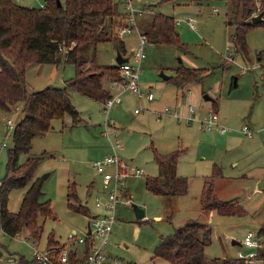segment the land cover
Here are the masks:
<instances>
[{"label":"rangeland","instance_id":"374dc122","mask_svg":"<svg viewBox=\"0 0 264 264\" xmlns=\"http://www.w3.org/2000/svg\"><path fill=\"white\" fill-rule=\"evenodd\" d=\"M27 7H39L43 0H14ZM232 0H138L151 17L163 14L171 19L195 18L197 30L184 23L175 24L179 41L185 48L170 44L147 43L141 63L139 83L144 93L152 92L154 99L138 97L132 91L121 93V103L109 111L111 121L116 124L118 139L122 145L119 154L128 162L129 169L141 168L143 175L126 179L128 194L123 193V204L116 209L108 244L104 250L109 256L107 264H169L162 258H152L154 246L160 238L188 222H200L209 227L211 235L205 245V264H222L221 259L235 257L240 243L249 231H259L264 222V135L248 138L239 132L243 124L251 128L264 127V26H253L245 34L246 57L235 47L231 36L233 23L240 19L232 14ZM257 12L263 6L255 1ZM146 17V18H149ZM226 20L232 24L227 25ZM146 21L144 24L149 22ZM148 24L146 29H148ZM117 31L114 29V34ZM124 40L126 55L136 46L134 34ZM96 61L111 65L117 53L114 41L96 44ZM93 47L86 49L91 55ZM179 65L193 67L203 74L200 81L192 82L185 90L184 102L181 91L171 80L159 74L176 76ZM37 64L25 74L28 92L41 90L50 85L63 87L66 79L75 74L70 63L58 66L49 64L37 71ZM116 72L106 71L102 78L105 88ZM235 82V86L233 85ZM74 109L80 112L81 120L73 124L66 115L64 125L53 121L52 128L44 135L32 139L31 149L21 153L19 163L39 157L35 178H42V196L47 200L52 216L42 220L43 230L38 248H75L79 257L83 244H74L71 234L83 236L87 229V216L102 215L104 210L96 206V199L103 196L101 176L91 166L92 161L103 154L102 123L105 117L102 103L96 102L76 91H69ZM215 99L204 101L203 95ZM188 104L195 105V118L187 123L173 117L174 113H187ZM169 109L165 112V109ZM215 109L218 120L231 130L224 135L215 130L205 131L201 127L209 109ZM23 116L22 111L0 110V180L4 177L7 150L12 148L13 126ZM12 127L6 125L7 120ZM114 126V125H113ZM101 131V132H100ZM233 137V138H232ZM232 138V140L230 139ZM180 151L176 169L187 177V192L180 196H160L147 190L145 182L159 175L154 152L160 154ZM220 169L214 177V191L218 199L227 205H240L243 213L221 215L216 210L204 212L198 200L203 178L211 176L212 165ZM262 169V173L260 171ZM43 175H47L43 178ZM204 178V179H205ZM77 190L78 201L88 207L83 215L68 208L69 186ZM91 185H93L91 187ZM27 186L12 189L7 206L11 211L19 209ZM128 201L126 203L125 201ZM145 210L143 219L135 217L131 204ZM54 236L53 246L47 245L48 236ZM27 232L7 236L0 229V264H10L9 258L33 256L32 241L25 242Z\"/></svg>","mask_w":264,"mask_h":264},{"label":"trees","instance_id":"16d2710c","mask_svg":"<svg viewBox=\"0 0 264 264\" xmlns=\"http://www.w3.org/2000/svg\"><path fill=\"white\" fill-rule=\"evenodd\" d=\"M232 1V14L237 17L240 12V19L233 23L235 30L231 39L246 57L245 34L253 26H264V0L259 1L263 6L262 19L255 25L251 24V18L257 12L256 0ZM60 3L57 6L56 0H43L42 6L27 7L14 0H0V110L23 113L13 126V146L7 150L5 173L0 180V229L10 237L25 230L32 238L39 239L43 230L42 220L52 216L48 201L40 200L42 178L34 177L40 158L19 163V156L30 151L34 137L51 130L53 121L59 120L64 125L67 114L73 124L79 121L70 99V90L100 103L111 96L110 90L103 86L102 78L106 71H114L116 74L111 75L112 80L118 79L117 66L102 65L96 61L97 43L114 41L120 53L125 51L123 41L113 35L123 19L116 0H60ZM148 23L144 33L149 43L185 48L179 41L173 19L158 14L153 15ZM226 24L232 23L226 20ZM89 47H93V53L86 55ZM61 49H64L63 52ZM40 63H70L75 68V74L66 79L63 87L50 85L28 92L26 71L28 67ZM175 72L176 76L168 80L181 91L182 96L189 84L200 81L203 76L196 68L184 65H179ZM211 104L215 105L214 99ZM179 156V150L163 154L154 152L159 175L145 182L147 190L162 197L180 196L187 192L186 177L177 175ZM212 168L211 176L203 181L201 209L216 210L221 215H241L244 211L240 205H227L217 198L213 180L220 175V169L216 166ZM25 186L19 209L11 211L7 206L9 193L12 189ZM68 188V208L88 214V207L78 201L74 185ZM173 232L160 238L154 246L152 258H162L169 264H205V245L211 235L209 227L200 222H188ZM259 233L264 239V222ZM54 243L51 234L47 245L53 246ZM85 247L87 249L88 246ZM261 255L264 257V248ZM18 259L20 264H39L25 256ZM221 262L246 264L235 257L223 258Z\"/></svg>","mask_w":264,"mask_h":264},{"label":"built area","instance_id":"2783aa9c","mask_svg":"<svg viewBox=\"0 0 264 264\" xmlns=\"http://www.w3.org/2000/svg\"><path fill=\"white\" fill-rule=\"evenodd\" d=\"M120 4L121 13L123 19L121 24L116 28L117 36L120 38L127 35H136V46L133 47L127 57V62L122 64H116L117 73L119 78L113 79L110 83L111 96L102 102V108L105 111V117L102 121L101 135L107 141L108 152L100 159L94 160L91 166L99 176H101V192L103 196L98 197L95 201L96 206L102 208L104 213L102 215L87 216L90 224L88 233V226L83 236H77L75 231L71 234V240L74 244H83L84 247L88 246L84 250L81 257L71 250L66 248H38L39 239H34L30 235L24 237L25 242L32 241L33 256L39 264H106L109 260V256L104 250L108 244L110 233L117 218H115L116 209L118 204L123 203V195L127 190L126 179L132 176L143 175L144 170L141 168L129 169V164L124 160L119 151L122 149L120 139L116 127L110 124L109 111L115 104L121 102V93L124 91H132L135 95L140 97H146L148 100H153L154 96L151 91L144 93L142 90L139 78L141 63L144 60L145 50L147 47L148 39L144 31L139 26V19L142 15L146 14L148 8L140 6L138 0H116ZM260 1V0H257ZM175 24L185 23L187 26L194 30H197L195 24V18L188 16L184 19H174ZM62 52L64 49H61ZM169 109H165L168 112ZM197 108L195 105L188 104L187 113L177 112L173 114V117L178 120H184L187 123L191 122L195 118ZM201 121V127L205 131L215 130L217 133L224 135L231 129L227 125H223L218 120V115L215 109H209L207 115ZM6 125L12 127L13 122L8 119ZM240 133L248 138L264 135V127L251 128L248 124H243ZM5 144H0V149L5 148ZM262 147L264 150V140H262ZM128 203V201H125ZM17 235H20L18 233ZM87 244V245H86ZM241 247L237 251L235 258L243 261L246 264H264V257L261 255V251L264 248L263 235L258 232L254 233L249 231L245 234L243 240L239 243ZM73 255V257H72ZM10 264H20L18 258H9Z\"/></svg>","mask_w":264,"mask_h":264},{"label":"crops","instance_id":"0c3cea01","mask_svg":"<svg viewBox=\"0 0 264 264\" xmlns=\"http://www.w3.org/2000/svg\"><path fill=\"white\" fill-rule=\"evenodd\" d=\"M146 17H149L148 16V14H144V15H142V17H140V19H139V26H140V28H142V30L145 32V30H146V25H147V23L146 24H144L146 21H148V20H150V17L149 18H146ZM185 24V23H184ZM186 25V24H185ZM187 26V25H186ZM188 28L190 29L191 27H189L188 26ZM192 29V28H191ZM196 31V30H195ZM136 36V35H135ZM122 41H123V44H124V40L122 39ZM135 42H136V39H135ZM124 46H125V44H124ZM126 48H125V51H124V53H121V55L123 56V57H125L126 58ZM116 56V55H115ZM114 60H115V57H114ZM49 64H53V63H49ZM49 64H44V63H40V64H37V71L39 72V71H42V70H44L46 67V65H49ZM53 65H56V64H53ZM113 65H116V60L115 61H113L112 62V64H111V66H113ZM33 66V65H32ZM32 66H30V67H32ZM56 66H58V65H56ZM30 67H28V69L30 68ZM27 69V70H28ZM165 80V79H164ZM110 83H111V81H109V88H107L108 90H110ZM129 92V91H128ZM182 98L183 97H185V95L184 96H181ZM87 98V97H86ZM70 99H71V94H70ZM183 102H184V98H183V100H182ZM214 101H215V99H214ZM100 103V102H99ZM121 103V102H120ZM116 105V104H115ZM215 108L217 107V104H216V101H215V105H213ZM76 114H77V116H78V118H79V120H81L82 118H81V116H80V112L78 111H76ZM111 123L114 125V127H116V124H114V122L113 121H111ZM99 125H100V127H102V124L101 123H99ZM101 132V131H100ZM100 135H101V133H100ZM102 137V139L104 140L103 141V145L101 146L102 148H104L103 149V154H102V156H104V154H106L107 152H108V145H107V141L103 138V136H101ZM233 138V137H232ZM232 138H230L231 140H232ZM177 166V165H176ZM214 166V164L212 165V167ZM262 169H260V171H259V173L261 172L262 173V171H261ZM177 175L179 176H183V177H186L182 172H178V169H177ZM207 177V176H206ZM205 178V177H204ZM204 178H203V181H204ZM186 179H187V177H186ZM101 181H102V178H101ZM202 181V182H203ZM188 183V182H187ZM203 184V183H202ZM204 185V184H203ZM203 185L201 186V191H202V188H203ZM93 185H91V187H92ZM101 186V185H100ZM74 188H75V186H74ZM188 189V188H187ZM75 191H76V195H77V190H76V188H75ZM201 191H200V194H201ZM215 192V191H214ZM125 194H128V188H127V190H125V192H124ZM200 194H199V197H198V200L200 201V205H201V200H200ZM77 197H78V195H77ZM79 200V199H78ZM123 204V203H122ZM204 212H211V211H204ZM144 213H145V210H144ZM145 216V215H144ZM145 218V217H144ZM138 219V218H137ZM143 219V218H142ZM141 220V219H140ZM87 226H88V222H87ZM82 246H84V245H82ZM49 248H53V247H49ZM86 249V247H84V249H83V251ZM73 251H75L76 253H77V251L75 250V248H73L72 249ZM107 263H109V261L107 262ZM106 263V264H107Z\"/></svg>","mask_w":264,"mask_h":264},{"label":"water","instance_id":"95a60500","mask_svg":"<svg viewBox=\"0 0 264 264\" xmlns=\"http://www.w3.org/2000/svg\"><path fill=\"white\" fill-rule=\"evenodd\" d=\"M56 2H57V6L61 5L60 0H56ZM262 15H263L262 13H259L258 15H253V17L251 18V24L255 25L257 22H259L262 19ZM115 60H116V64H118V65L128 61L127 57L126 58L123 57L118 50H117V53H116V56H115ZM159 75L165 80H168V78H169L168 75L163 74L162 72H160ZM233 85L235 86V82H234ZM203 99L206 102L213 100V98L209 94L208 95L204 94L203 95ZM46 176L47 175H43V178H45ZM131 206H132V208L134 210L135 217H137L138 219L144 218V209L143 208L137 206L135 203L131 204ZM89 229H90V224L88 222V233H89ZM231 243L239 245V243L237 241H235V240H232Z\"/></svg>","mask_w":264,"mask_h":264}]
</instances>
